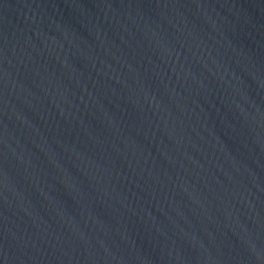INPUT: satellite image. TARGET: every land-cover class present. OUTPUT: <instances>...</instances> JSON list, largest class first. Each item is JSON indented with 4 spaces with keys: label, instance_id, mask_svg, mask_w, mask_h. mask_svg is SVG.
<instances>
[{
    "label": "water",
    "instance_id": "1",
    "mask_svg": "<svg viewBox=\"0 0 264 264\" xmlns=\"http://www.w3.org/2000/svg\"><path fill=\"white\" fill-rule=\"evenodd\" d=\"M0 264H264V0H0Z\"/></svg>",
    "mask_w": 264,
    "mask_h": 264
}]
</instances>
